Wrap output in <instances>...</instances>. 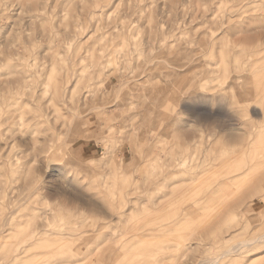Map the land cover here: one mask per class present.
Listing matches in <instances>:
<instances>
[{
	"label": "rangeland",
	"instance_id": "374dc122",
	"mask_svg": "<svg viewBox=\"0 0 264 264\" xmlns=\"http://www.w3.org/2000/svg\"><path fill=\"white\" fill-rule=\"evenodd\" d=\"M263 131L264 0H0V264H209L264 234Z\"/></svg>",
	"mask_w": 264,
	"mask_h": 264
},
{
	"label": "bare ground",
	"instance_id": "6f19581e",
	"mask_svg": "<svg viewBox=\"0 0 264 264\" xmlns=\"http://www.w3.org/2000/svg\"><path fill=\"white\" fill-rule=\"evenodd\" d=\"M262 51V50H261ZM223 54V53H222ZM206 84V83H205ZM260 125V124H259ZM258 125V126H259ZM254 126V125H253ZM256 126V125H255ZM256 128H257V126H256ZM256 130V129H255ZM262 130V129H261ZM264 132V131H263ZM257 133V132H256ZM253 134V133H252ZM258 134H260V131H259V133ZM261 135V134H260ZM252 136H254V135H252ZM255 136H257V134L255 135ZM260 137V136H259ZM258 140H260V138L258 139ZM249 142V141H248ZM253 142V141H252ZM251 143V142H250ZM249 143V144H250ZM260 143H263V141L262 142H260ZM257 144H258V142H257ZM251 145V144H250ZM254 145V144H253ZM249 147V146H248ZM242 148V147H241ZM241 148H239V149H241ZM252 148V147H251ZM259 148V145H258V147H257V149ZM264 148V147H263ZM238 149V150H239ZM244 149H245V147H244ZM260 149V148H259ZM248 151V150H247ZM250 151V150H249ZM238 152V151H237ZM256 152L258 153L259 151H257L256 150ZM255 152V153H256ZM261 153V152H260ZM237 154V153H236ZM239 154V153H238ZM248 154H249V152H248ZM244 155V154H243ZM245 157V156H244ZM264 157V156H263ZM242 159V158H241ZM247 160H248V158H246ZM254 160H255V158H254ZM185 161H188V159L186 158L185 159ZM184 161V163L186 164L187 162H185ZM208 161V160H207ZM239 162H240V159L238 160ZM243 161H245L246 162V160H244L243 159ZM242 160H241V162H243ZM259 161V160H258ZM238 162V163H239ZM262 162H263V159H262ZM205 163V162H204ZM209 162H207V164H208ZM206 164V163H205ZM227 164H229V166H232L233 165V163L232 162H223V164H222V167H224L225 165H227ZM240 164V163H239ZM255 164H258V162H256ZM262 164V163H261ZM260 164V165H261ZM204 165V164H203ZM250 165V166H249ZM249 168L250 169H252V166H253V164L251 165L250 163H249ZM210 166V165H209ZM248 166H247V169H248ZM199 167H198V165H194V166H192V168H191V170H193V169H198ZM209 168V167H208ZM242 168H244V167H242ZM264 168V167H263ZM190 169V168H189ZM168 170V169H167ZM172 170V169H171ZM169 171V170H168ZM181 171V170H180ZM162 172V171H161ZM183 172V171H182ZM239 172H241L240 170H237V172H235V173H238L239 175H237L236 177H239L240 175H241V173H239ZM170 174V173H169ZM172 174V173H171ZM163 175V174H162ZM164 175H165V173H164ZM178 175V174H177ZM166 176V175H165ZM169 176V175H168ZM172 176V175H171ZM175 176H176V174H175ZM170 179V178H169ZM230 181L231 180H233V179H229ZM229 180L228 181H224V183H221V184H219V188H222V187H224V186H229L230 185V183H229ZM264 242V234L263 235H261L260 237H256V238H253V239H249V240H245V241H243V243L242 244H238V245H236V246H233L231 249H229L228 251H226V253L225 254H223L222 256H220V257H217V258H215V259H211V260H209L208 259V262H209V264H219L220 262H221V260H223V258L224 257H226V256H228V255H230L232 252H234V251H237V250H239V249H244V248H249V247H251V246H253V245H256V244H261V243H263Z\"/></svg>",
	"mask_w": 264,
	"mask_h": 264
}]
</instances>
